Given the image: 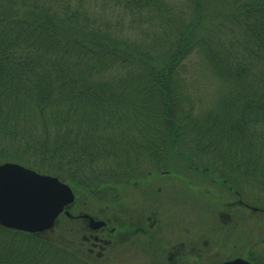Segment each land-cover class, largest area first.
Masks as SVG:
<instances>
[{"label":"trees","instance_id":"trees-1","mask_svg":"<svg viewBox=\"0 0 264 264\" xmlns=\"http://www.w3.org/2000/svg\"><path fill=\"white\" fill-rule=\"evenodd\" d=\"M125 21L132 34L118 35ZM192 55L205 57V77L233 89L201 104L200 117L184 69ZM203 151L221 176L246 180L231 192L239 206L264 214V0H0V164L55 177L75 197L118 203L134 177L202 173ZM154 199L147 226L161 225L150 231L156 249L173 220ZM50 231L0 227V264H94ZM177 248V256L156 250L146 264H187L188 249ZM242 257L264 264L252 252Z\"/></svg>","mask_w":264,"mask_h":264},{"label":"rangeland","instance_id":"rangeland-1","mask_svg":"<svg viewBox=\"0 0 264 264\" xmlns=\"http://www.w3.org/2000/svg\"><path fill=\"white\" fill-rule=\"evenodd\" d=\"M128 23L125 21L123 32L118 35H126L127 32L132 34L128 31ZM184 67L190 94L199 101L194 105L197 116L203 115L202 112L206 113V110L199 108L204 102H212V98H214L213 102H218L219 97L228 98L231 95L233 91L231 87L234 85L231 84L230 94H227L224 87L228 85L226 78H216L217 75L212 73L210 78H207L201 72V68H206L207 72L210 70L205 57L198 60L196 55H192L190 60L184 63ZM197 83H204L205 87L195 92L194 85ZM207 84L209 88L206 87ZM207 88L212 95L206 92ZM215 105L213 103V106ZM207 110H210V107ZM203 153H205L204 158L200 159L203 164L199 166L202 173L207 171L208 173L204 174L210 175L205 179L202 173L185 176L178 174L174 177L166 175L167 178L154 179L150 175V178L143 181L142 177L138 180L134 177L135 180L130 185L134 186L133 189L127 187L123 190L118 203L108 202V196L105 194L97 197H88L86 194H82L81 197L76 196L68 209L71 217H75V221L68 220L63 214L60 215L53 227L54 230L50 231L53 235L52 239H60L59 242L63 243V246L75 253L81 251L82 255L83 252L94 255L96 257L94 264H146L154 260L156 250L158 254L164 255L168 252L177 256L180 254L177 248L180 245L183 246L182 250L188 249L181 251L183 258L187 256V264H196L192 261V257L198 256L201 258L208 256L209 264H223L237 258L244 260L243 253L247 252H252L258 258L264 257V243H261L264 242V214L257 213L255 208L243 209L239 206L240 201L235 197L238 186L244 187L243 181L246 180L237 175L234 176L235 179L227 175L221 176L218 172L225 173L224 168L220 164L211 165L214 159L210 157L213 156H209V153L204 151ZM172 164L177 166L174 161ZM139 175L142 176V173ZM212 181L215 184H212ZM120 182L123 184V181ZM253 183L258 185L256 181ZM160 187L163 189L159 191ZM233 188H236L235 193H231ZM157 191L163 195L156 198L160 194ZM181 193L187 198L191 197L192 201L183 202ZM241 193L243 196L250 194L246 189ZM154 196L165 221L169 223V220H173L170 229L168 227L166 229L163 245L160 242L156 243V249L152 248L153 245H148L151 239V237L149 239L150 231L152 230L151 236L156 235L154 231L161 225L156 224L152 228L147 226L149 220L152 222L154 218L151 212V203H156L152 202ZM262 207H259L260 210ZM251 212L261 217L253 216ZM79 215H86L104 225L93 230L89 227L88 220L78 218ZM260 234L262 236L259 239L253 240ZM93 238H97L98 242Z\"/></svg>","mask_w":264,"mask_h":264},{"label":"water","instance_id":"water-1","mask_svg":"<svg viewBox=\"0 0 264 264\" xmlns=\"http://www.w3.org/2000/svg\"><path fill=\"white\" fill-rule=\"evenodd\" d=\"M71 189L57 178L40 175L17 164L0 165V226L29 234L51 229L73 202ZM93 230L101 228L85 216ZM223 264H250L235 259Z\"/></svg>","mask_w":264,"mask_h":264},{"label":"flooded vegetation","instance_id":"flooded-vegetation-1","mask_svg":"<svg viewBox=\"0 0 264 264\" xmlns=\"http://www.w3.org/2000/svg\"><path fill=\"white\" fill-rule=\"evenodd\" d=\"M245 207H247V206H245ZM70 208V207H69ZM68 208V209H69ZM68 212V220H73V222L75 221L74 219H75V217H71V215H70V212L69 211H67ZM84 216L85 215H79L78 216V218H80V219H83V220H86V218H84ZM93 240H96L95 242H98V240H97V238H93ZM92 247L94 246V245H91ZM100 257V256H99Z\"/></svg>","mask_w":264,"mask_h":264}]
</instances>
